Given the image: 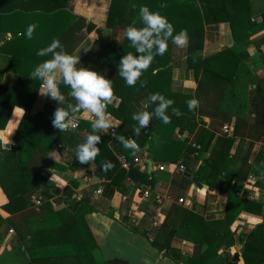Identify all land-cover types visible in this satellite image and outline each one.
I'll use <instances>...</instances> for the list:
<instances>
[{"label": "trees", "instance_id": "obj_1", "mask_svg": "<svg viewBox=\"0 0 264 264\" xmlns=\"http://www.w3.org/2000/svg\"><path fill=\"white\" fill-rule=\"evenodd\" d=\"M69 1L0 0V30L12 33V38L4 42L0 50L10 54L9 68L18 74L16 85L0 84V129L6 127L16 106L25 110L14 135L15 145L10 151L0 149V185L9 198L3 208L11 214H19L26 220L25 225L17 224L15 229L16 250L24 254V259L19 264H129L120 258L110 260L97 258L98 245L83 215L94 210V207L87 199L70 201L79 186L78 182L71 180L64 189V206L55 208L50 201L58 194V190L50 180L51 175L44 173L45 168L51 173L68 169L73 171L80 166L92 165L80 164L76 156L71 163L59 159L58 155L53 156L54 149L60 150V140L52 133L53 113L59 106L57 102L47 101L42 110L37 112L32 110L39 95L41 82L30 79V73L39 63L50 58L38 56V50L49 46L54 39H59L64 50L72 54L83 42L86 34L94 28L93 23H87L86 19L67 8ZM132 4L138 7L133 9ZM140 5H146L150 10L158 11L167 17L174 25V35L181 29L187 30L190 43L187 47L186 64L189 66L201 61V65L213 76L229 83L231 89L222 95L224 100L228 99V96H245L241 88L243 86L247 88L255 79L244 62L248 57L244 42L254 32L264 28V19L259 24L252 21L250 0H112L106 25L112 28L121 25L125 29L136 20L137 26H142L138 20ZM218 22L230 23L235 44L238 46L229 47L204 58L202 49L205 26ZM31 24L37 27L33 38L28 39L26 31ZM173 49L174 45L169 41L167 52L163 56L155 57L154 63L142 77L147 80L145 87H140L139 84L136 87H128L119 76L118 65L121 58L128 52L136 54L126 37L120 43L111 41L100 46L92 55L80 60L81 65L78 67L89 68L113 81L115 97L121 101L118 105L113 102L107 111L121 120V126L116 132L118 135L134 139L139 148L147 150L148 156L157 162H174L180 159L185 163L188 161L186 157L190 147L186 140L177 138L176 131L181 128L187 134L193 133L198 125V109L192 111L188 109L186 102L193 99L192 95L174 92L171 89ZM60 88L66 97V104H75L68 95L70 89L64 85ZM155 93L172 99L173 107L178 108L183 115L176 117L169 108L168 114L171 117L169 124L153 118L149 127L142 129L140 135L136 136L133 128L137 126V122L132 119V115L143 110L153 112L156 105L151 104L148 98ZM238 99L244 103V99ZM238 103L239 106L234 113L237 114L234 132L222 137V142L217 145L213 156L206 159L197 171L202 183L211 188L227 189L226 219L207 221L187 208L175 209L176 213H188L195 221L191 220L194 223L183 221L180 226L185 234L179 233L200 245L208 246L197 260L184 257V261L188 263L208 264L220 248H225L232 242L233 232L230 227L237 214L243 210L260 212L264 208V203L244 200L236 194L240 188L236 183L239 177L228 171L233 158L231 148L234 141L237 136H244L246 134L244 130L249 127L247 104L239 101ZM251 111L256 114L254 123L256 131L264 134V91L258 85L252 97ZM79 128L92 132L89 120L82 119ZM101 138L102 142L98 144L100 154L94 164L101 167L102 162L109 157L115 165L113 169L117 172L116 177L132 176L148 181L149 174L146 171L142 173L133 167L134 165L128 169L123 168L115 153L108 147V142L113 141L117 152L130 160L134 156L132 150L125 149L109 134H101ZM201 143L204 146V143ZM36 159L41 162L40 169H35L32 163ZM248 159L249 155L246 156L247 161ZM263 159L262 152L258 153L249 168V172L255 174L256 178L264 176V167L261 164ZM34 192H40L46 198L39 208L35 207L32 198ZM4 222L0 215V228ZM260 230H264V224L245 236L242 253L246 264H264V241H260L258 237ZM178 231L179 229L176 232ZM2 240L3 236L0 233V244ZM212 264L221 263L215 260Z\"/></svg>", "mask_w": 264, "mask_h": 264}, {"label": "crops", "instance_id": "obj_2", "mask_svg": "<svg viewBox=\"0 0 264 264\" xmlns=\"http://www.w3.org/2000/svg\"><path fill=\"white\" fill-rule=\"evenodd\" d=\"M250 1L252 21L259 24L261 21L256 22L253 19L259 16H262V20L264 19V0ZM111 2L112 0L69 1L67 8L70 11L86 19L87 23L94 24V28L86 34L83 42L72 52L73 55H80V60L92 55L94 50L108 42L120 43L125 39L124 28L121 25L116 28L106 25ZM7 34L12 35L9 31L0 30V46L10 40L7 39ZM244 43H246L245 48L248 53L244 62L254 75L255 82L249 84L247 88L245 86L241 88L244 97L242 95L240 97L228 96L229 98L225 100L222 95L231 89V85L213 76L201 65V61L188 66L186 64L187 47L179 48L174 45L171 89L174 92L192 95L193 99L199 101L197 107L198 125L194 132L187 134L181 128L176 131L182 134L181 138L178 135L177 138L186 140L190 147L188 150L190 152L186 157L187 162L184 163L180 159L174 162H157L148 156L147 150L140 149L135 152L133 158L138 156L142 162L132 165L142 173L146 171L149 174L148 181H142L132 176L120 175L116 177L117 172L114 169L105 173L97 164L80 166L73 171L68 169L63 172L52 171L51 173L48 168H45L44 173L51 175L50 180L58 190V194H55L57 195L55 197L57 207L54 206L55 208L65 205L63 191L71 180L78 182L79 186L75 191L80 193L81 199H87L94 207V210L83 215L96 239L99 260L120 258L129 264H193L185 262L184 257L197 260L202 256L208 246L200 245L183 235L185 231L180 226L183 221L194 223V217L189 216L188 213H176L175 209L178 207L187 208L207 221L226 219L228 214L227 189L211 188L201 181L202 186L199 187L186 173L198 177L197 171L200 166L206 159L213 156L217 145L222 142V137L227 135L223 131L225 124L232 128L228 135L234 132L237 120V114L234 113L239 106L238 101L247 104L246 114L249 127L244 130L246 132L244 136L239 135L234 141L231 148L233 158L228 171L239 177L236 183L240 188L236 194L241 199L264 203V176L256 178L255 174L249 172L255 156L261 152L264 155V134L261 135L256 131L254 125L256 114L251 111V101L257 85L264 91V51L260 49L264 43V28L254 32ZM237 46L229 22L206 24L202 49L204 58L229 47ZM241 48L244 49V47ZM10 58V54L0 50V84L14 86L17 83L18 74L9 68ZM238 98L244 99V103ZM47 101L51 100L39 93L32 110L34 112L42 110ZM24 112L22 107L16 106L6 127L0 129V138L11 141L10 150L15 145L14 135ZM80 114L83 116L82 119L88 120L85 113ZM112 116L120 122L121 126V120ZM223 119L228 120L224 122ZM52 133L60 140V150L54 149L53 156L54 154L58 155L59 159L71 163L75 157L76 146L84 142L89 131L79 128L72 132L61 133L53 127ZM109 135L113 137L111 131ZM189 140L199 143L201 148H194L189 144ZM108 147L120 162L121 154L115 149L113 141L108 142ZM247 155H249L248 161L246 160ZM107 158L105 161L112 162L109 157ZM146 159L152 161V170H150ZM32 163H34L35 169H40L41 162L38 159ZM162 163L166 167L160 170L158 165ZM181 164L185 165L184 171L180 168ZM261 164L264 167V159L261 160ZM91 171H95L96 176L93 182L87 183L84 176ZM100 188L102 193L97 192ZM147 188L150 189L151 195L145 198L143 191ZM168 193L175 198L173 202L165 201L161 205L156 203L155 196L157 194ZM35 194L37 193L34 192L32 198ZM180 198H185L187 202H177ZM8 201L9 198L0 185V215L5 220L0 228V233L3 236L0 244V264H19L24 259V254L16 250L17 241L14 237L17 233L15 229L17 224L25 225L26 220L19 214H11L3 208ZM261 224H264V208L260 212L243 210L238 213L230 227L233 232L232 242L229 246L220 248L208 264L214 263L215 260L221 264H230L236 255H238L237 264H246L242 253L245 236ZM10 229H14L15 232L10 233ZM177 229H179L178 232H176ZM197 231L198 229L195 234ZM258 237L260 241H264V230L259 231Z\"/></svg>", "mask_w": 264, "mask_h": 264}, {"label": "clouds", "instance_id": "obj_3", "mask_svg": "<svg viewBox=\"0 0 264 264\" xmlns=\"http://www.w3.org/2000/svg\"><path fill=\"white\" fill-rule=\"evenodd\" d=\"M136 9L138 6L132 4ZM138 20H134L131 25L124 29V36L130 42L135 53H126L120 60L118 69L119 76L124 80L126 86L140 87L147 85V80L142 79L145 72L151 67L156 56H163L169 46V41L179 48H186L190 43V37L185 29H181L174 35V25L167 17L158 11H152L146 5L139 6ZM37 25L28 26L26 36L33 38ZM87 51V50H85ZM137 53L139 55H137ZM38 56H50L39 63L30 73V79L41 82L42 96L49 97L59 105L52 118V126L62 132H72L76 129L77 114L83 112L87 115L91 124L92 132L89 133L84 142L75 148L76 159L82 165L94 164L100 154L98 144L102 142L101 134H111L125 149L132 150L133 154L139 150L136 141L118 135L116 129L120 126L108 111V106L114 102L115 89L113 81L96 71L81 65L80 55H73L64 50V46L59 39H54L51 44L38 50ZM69 88L68 95L75 101V104L67 103L66 97L61 92L60 86ZM151 104H155L153 112L147 110L133 113L132 119L137 122L133 128L136 136H139L142 129H146L151 124L153 118L161 120L164 124L171 122L168 114L171 108L172 115L180 117L183 113L173 107L174 101L166 98L160 93L151 94L148 98ZM189 111L199 106L197 99L187 102ZM11 141L0 138V148L10 151ZM115 165L110 161L102 162L101 170L105 173L113 169Z\"/></svg>", "mask_w": 264, "mask_h": 264}, {"label": "built area", "instance_id": "obj_4", "mask_svg": "<svg viewBox=\"0 0 264 264\" xmlns=\"http://www.w3.org/2000/svg\"><path fill=\"white\" fill-rule=\"evenodd\" d=\"M254 21H256V22H259V21H262V16H259V17H256V18H254L253 19ZM6 37H7V39H11L12 38V35L11 34H7L6 35ZM260 49L261 50H263L264 51V43L260 46ZM40 90H41V86H40ZM49 98V97H48ZM52 102H55L54 100H52L51 98H49ZM120 101H121V99L120 98H118V97H115V99H114V103L116 104V105H118L119 103H120ZM82 118H83V116L79 113V114H77V118H76V129L77 128H79V126H80V122H81V120H82ZM115 131H117V129L115 130ZM223 131L225 132V134H229L231 131H232V128H231V126L230 125H228V124H225L224 126H223ZM177 135H178V137L179 138H181L182 137V134L181 133H178L177 132ZM189 144L190 145H192L194 148H196V149H200L201 148V146H200V144L199 143H197V142H194V141H192V140H189ZM138 145V144H137ZM139 150H140V148H139ZM120 162H121V165L124 167V168H129L132 164H134V163H136V164H138V163H140V162H142V159L140 158V157H135V158H133V159H128L126 156H121L120 157ZM158 167H159V169L160 170H163V169H165V167H166V165H164L163 163L162 164H159L158 165ZM180 168H181V170H185V165H183V164H181V166H180ZM96 176V173H95V171H91V172H89V173H87L85 176H84V179H85V181L87 182V183H91V182H93V179H94V177ZM98 193H102V189L100 188V189H98V191H97ZM151 195V191H150V189L149 188H147L146 190H144L143 191V197H145V198H147V197H149ZM57 195H55L54 197H52L51 199H50V201H51V203L53 204V206H56V204H57V202L55 201V197H56ZM81 199V196H80V193L76 190L74 193H73V195H72V197L70 198V201H78V200H80ZM33 200H34V202H35V206L37 207V208H39L42 204H43V202L46 200V198H45V196L42 194V193H37V194H35L34 196H33ZM175 200V198L171 195V194H157L156 196H155V201H156V203H158L159 205H161V204H163L165 201H170V202H173ZM177 202H179V203H186L187 201H186V199L185 198H180V199H178L177 200ZM57 207V206H56ZM10 231V233H13L14 232V229H10L9 230Z\"/></svg>", "mask_w": 264, "mask_h": 264}, {"label": "water", "instance_id": "obj_5", "mask_svg": "<svg viewBox=\"0 0 264 264\" xmlns=\"http://www.w3.org/2000/svg\"><path fill=\"white\" fill-rule=\"evenodd\" d=\"M146 161L149 163V167H150V170H152L153 166H152V161L150 159H146ZM186 175L188 177H192V180L194 181L195 184H197L199 187L202 186V183L200 182V180L198 179V177H193L191 176L190 173H186ZM238 261V255H236V257L234 258L233 262L230 263V264H237L236 262Z\"/></svg>", "mask_w": 264, "mask_h": 264}, {"label": "rangeland", "instance_id": "obj_6", "mask_svg": "<svg viewBox=\"0 0 264 264\" xmlns=\"http://www.w3.org/2000/svg\"><path fill=\"white\" fill-rule=\"evenodd\" d=\"M15 232V231H14Z\"/></svg>", "mask_w": 264, "mask_h": 264}]
</instances>
